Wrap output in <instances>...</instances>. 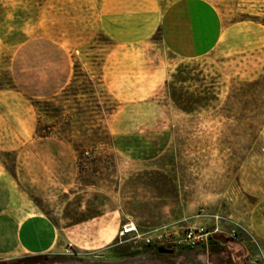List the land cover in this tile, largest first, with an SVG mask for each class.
<instances>
[{"label":"rangeland","instance_id":"rangeland-1","mask_svg":"<svg viewBox=\"0 0 264 264\" xmlns=\"http://www.w3.org/2000/svg\"><path fill=\"white\" fill-rule=\"evenodd\" d=\"M185 1L196 56L168 42ZM182 63L212 98L191 113L167 88ZM0 174V260L31 255L16 230L42 214L58 245L33 264H264V0H0ZM130 220L218 231L167 254Z\"/></svg>","mask_w":264,"mask_h":264},{"label":"crops","instance_id":"crops-1","mask_svg":"<svg viewBox=\"0 0 264 264\" xmlns=\"http://www.w3.org/2000/svg\"><path fill=\"white\" fill-rule=\"evenodd\" d=\"M181 8V9H180ZM173 18L172 28L168 29V42L179 55L196 56L201 54L206 46V36L202 34L205 24L197 22L190 15L189 6L183 3L176 6L179 10ZM78 14V13H77ZM83 16L90 15L88 12ZM80 14V15H82ZM163 24V23H162ZM198 25V26H197ZM166 30V29H165ZM199 32V36L197 35ZM13 198L12 187L7 178L0 174V216L10 207ZM58 230L56 225L45 215L30 214L22 219L16 230V246L20 253L39 255L46 254L58 245ZM204 264H216L207 260Z\"/></svg>","mask_w":264,"mask_h":264},{"label":"built area","instance_id":"built-area-1","mask_svg":"<svg viewBox=\"0 0 264 264\" xmlns=\"http://www.w3.org/2000/svg\"><path fill=\"white\" fill-rule=\"evenodd\" d=\"M202 217L212 218L216 224L219 223L220 219V215L214 214ZM180 223H183V220L164 223L143 231L134 221L130 220L121 226L120 236L142 241L145 245L152 246L155 249L159 247L175 249L181 244L193 247L201 245L208 248L213 234L218 231V229L208 230L207 225L203 222L194 225ZM231 235L237 237L236 230H233Z\"/></svg>","mask_w":264,"mask_h":264},{"label":"trees","instance_id":"trees-1","mask_svg":"<svg viewBox=\"0 0 264 264\" xmlns=\"http://www.w3.org/2000/svg\"><path fill=\"white\" fill-rule=\"evenodd\" d=\"M196 67L190 63L180 64L175 73L172 75V81L167 83L169 96L173 103L183 112L191 113L198 110L201 104L212 99L209 95H203L202 82L200 74L196 72ZM196 84V89L189 90V84ZM208 94V93H207ZM43 254L28 255L8 260H0V264H21L27 260H31L28 264L39 262Z\"/></svg>","mask_w":264,"mask_h":264},{"label":"water","instance_id":"water-1","mask_svg":"<svg viewBox=\"0 0 264 264\" xmlns=\"http://www.w3.org/2000/svg\"><path fill=\"white\" fill-rule=\"evenodd\" d=\"M158 251H159L160 253H167V254H172V253L174 252L173 249H167V248H165V247H159V248H158Z\"/></svg>","mask_w":264,"mask_h":264}]
</instances>
